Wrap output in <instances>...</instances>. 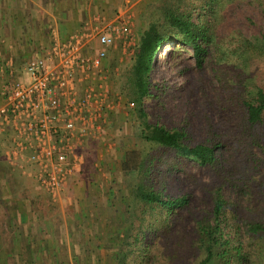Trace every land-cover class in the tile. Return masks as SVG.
Segmentation results:
<instances>
[{
    "label": "rangeland",
    "instance_id": "rangeland-1",
    "mask_svg": "<svg viewBox=\"0 0 264 264\" xmlns=\"http://www.w3.org/2000/svg\"><path fill=\"white\" fill-rule=\"evenodd\" d=\"M12 2L0 0V17ZM178 2H181V11L194 9L192 12L197 23L208 19V55L202 68L198 69L191 48L179 45L175 59L168 54L172 44L162 49L163 53L155 59L151 97L145 100L148 122L185 131L188 135L186 143L195 146L209 138L207 119L211 118L216 133L222 135L220 139L225 145L221 151L223 157L230 164H235L232 165L234 169H226L224 173V176L231 177V186L242 181L243 177L253 183L264 179V123L249 132V136L241 130L243 109L231 110L233 113L229 116L218 101V98L225 101L231 91L235 93L241 88V84L247 89V99L258 89H264V13L261 14L257 7L260 1L129 0L127 4L123 3L117 19L116 15L114 18L113 15L94 13L96 16L88 18L73 34L90 33L93 28L104 29L110 24L122 25L123 21L129 24L131 31L128 37H122L115 47L108 50L103 62L102 75L111 101L108 99L106 102L111 104V111L110 114L102 112L106 118L100 123L98 133L84 141L80 151L82 159H79L81 168L71 178L79 175V179L69 180L65 188L52 197L31 181L30 172L10 168L5 152L6 159L3 157L0 164V264H113L114 244L125 239L126 230L121 226L127 224L128 214L133 212L137 172L128 171V164L138 168L142 161L150 164L152 159V185L162 190L165 187L166 194L175 197L193 195L192 204L204 207L206 197L203 199V194L195 189L196 181L210 186L217 176L213 178L194 162L175 157L172 152L145 142L141 136L143 126L130 102L129 71L141 33L162 18V6L171 7ZM249 3L253 8L247 12ZM8 12L6 16L12 13ZM4 25L0 22V44L10 32ZM90 44L96 51L98 44L94 41ZM31 58L22 59L18 65L15 60L11 62L7 52L4 55L0 53V90L7 79H11L7 76L6 67L14 68L11 72L15 80L21 83L28 80L26 68ZM216 69L223 71L222 82L217 78ZM225 115L228 117L223 121ZM252 142L257 145L251 146ZM3 147L0 141V152ZM5 161L10 167H6ZM223 165L230 168L227 162ZM241 166V170L236 168ZM252 182L255 197L244 196L242 205L246 208L253 206L258 199V187ZM231 189L234 188L226 189L225 195H231L240 204ZM17 208L18 212L15 211ZM18 215L22 217L18 218ZM192 219V216L187 217L188 221ZM28 225L55 230L52 235L57 241L51 246H56L50 249L52 254L32 259L30 248L25 243L28 235L33 237L27 231ZM70 226L76 227L77 238L71 236ZM18 228L22 236H19ZM77 228L80 231L76 233ZM43 232L49 235V232ZM60 235L66 238H59ZM54 240L48 241L49 247ZM28 243L35 242L30 240ZM199 255V252L190 254L188 259L196 260ZM255 259L253 256L248 260ZM130 261V264H137L132 259Z\"/></svg>",
    "mask_w": 264,
    "mask_h": 264
},
{
    "label": "trees",
    "instance_id": "trees-1",
    "mask_svg": "<svg viewBox=\"0 0 264 264\" xmlns=\"http://www.w3.org/2000/svg\"><path fill=\"white\" fill-rule=\"evenodd\" d=\"M259 1L257 7L263 14L264 0ZM252 8L253 4L249 3L246 11L250 12ZM180 9L181 2L171 7L162 6V18L141 33L133 66L129 71L130 102L143 126L141 136L145 142L170 151L175 157L194 162L213 178L216 175L217 179L210 186L196 181L195 189H199L203 199L206 197L204 207L198 208L192 204L193 195L175 197L166 194L165 187L162 190L150 183L152 159L150 164L142 161L138 168L128 164V171L137 172L133 212L128 214L127 224L121 226V229L126 230L125 239L114 244L113 264H130L131 259L137 264H264V179L253 183L243 177L242 181L231 186V177L224 176V173L226 169H234L232 165L235 164H230L223 157L221 151L225 145L220 139L222 135L216 133L211 118L207 119L209 138L195 146L186 143L188 135L185 131L148 122L145 100L151 97L155 59L163 53L162 49L172 44L168 54L175 59L179 45L191 48L198 69L202 68L208 55V19L197 23L192 12L194 9L185 12ZM216 71L218 80L222 82L223 71ZM240 86L235 93H229L225 99L226 105L221 98L218 101L229 116L235 109H243L241 130L250 136L249 132L264 123V89H258L254 96L249 95L247 99V89L242 84ZM0 138L4 145L0 152L2 164L3 157L6 159V149L12 143L8 136L0 135ZM255 145L256 142L251 143V146ZM224 162L230 168L224 166ZM6 165L10 167L8 162ZM236 168L241 170L242 166ZM251 182L258 187V199L255 198L254 205L246 208L242 205L244 196L255 197ZM230 187L234 188L231 192L238 196L240 204L231 195H225L224 191ZM189 216L193 217L192 221L187 220ZM197 252L200 253L198 259H188L190 254L196 255ZM253 256L257 259L248 260Z\"/></svg>",
    "mask_w": 264,
    "mask_h": 264
},
{
    "label": "built area",
    "instance_id": "built-area-1",
    "mask_svg": "<svg viewBox=\"0 0 264 264\" xmlns=\"http://www.w3.org/2000/svg\"><path fill=\"white\" fill-rule=\"evenodd\" d=\"M130 33L123 21L57 40L44 56L28 62L25 83L14 79L13 67L5 69L11 79L0 90V135L12 143L8 162L14 171L30 172L52 197L77 175L85 139L98 133L106 118L102 112L111 111L103 62Z\"/></svg>",
    "mask_w": 264,
    "mask_h": 264
},
{
    "label": "crops",
    "instance_id": "crops-1",
    "mask_svg": "<svg viewBox=\"0 0 264 264\" xmlns=\"http://www.w3.org/2000/svg\"><path fill=\"white\" fill-rule=\"evenodd\" d=\"M124 2L127 4L129 0H13L12 5L3 10L5 13L12 11L11 15L6 16L3 13V17H0L1 24H5V30L9 27L10 31L6 35L8 37L0 44V53L4 55L7 52L11 56V62L13 63L15 60V64L17 62L18 65L25 58L28 60L31 57L33 59V57L44 56L55 41H65L75 33L79 26L95 14L109 17L113 15L114 18L116 15L115 19H117ZM12 7L13 10H11ZM77 178L79 179V175ZM77 178L70 179V182H74ZM15 211L18 212V208ZM20 217L22 216L18 215V218ZM33 226L28 225L27 231L29 234L32 233L33 237L26 235L25 243L26 247L30 248L31 253H29L33 257L32 259H41L43 256H48V253H53L50 249L56 248V246L51 247L57 241L54 238L56 236L52 235L55 230ZM70 227L72 228L70 229L71 236L77 238L76 227ZM43 231L49 232V235ZM79 231L77 228L76 233ZM18 233L19 236H22L19 228ZM63 237L59 236L62 239L66 238L65 235ZM30 240L35 243L29 244ZM49 240H54L53 244H49L50 247L48 246Z\"/></svg>",
    "mask_w": 264,
    "mask_h": 264
}]
</instances>
